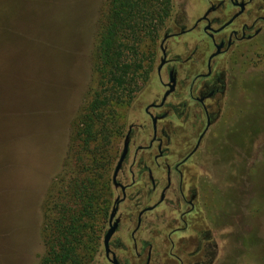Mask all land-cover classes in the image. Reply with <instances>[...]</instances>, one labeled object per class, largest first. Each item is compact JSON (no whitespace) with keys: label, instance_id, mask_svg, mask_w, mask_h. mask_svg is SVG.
I'll return each instance as SVG.
<instances>
[{"label":"rangeland","instance_id":"obj_1","mask_svg":"<svg viewBox=\"0 0 264 264\" xmlns=\"http://www.w3.org/2000/svg\"><path fill=\"white\" fill-rule=\"evenodd\" d=\"M107 1L0 0V264H39L54 207L69 198L65 190L82 175V163L88 168L91 154L76 131L97 89L95 48ZM141 59L151 66L145 77L141 69L133 74L129 104L105 109L112 120L101 147L110 160L99 181L119 148L115 125L146 82L156 83L155 56L144 50ZM244 71L261 77L243 80L250 90L233 95L237 106L227 110L209 154L214 179L205 197L207 225L218 238L215 264H264V53ZM98 256L97 264H106Z\"/></svg>","mask_w":264,"mask_h":264},{"label":"flooded vegetation","instance_id":"obj_2","mask_svg":"<svg viewBox=\"0 0 264 264\" xmlns=\"http://www.w3.org/2000/svg\"><path fill=\"white\" fill-rule=\"evenodd\" d=\"M161 33L156 83L146 82L129 106L105 180L107 211L97 229L106 264L218 259V238L207 225L209 154L227 110L237 106L233 95L250 90L243 80L254 76L244 70L264 53V0H180Z\"/></svg>","mask_w":264,"mask_h":264},{"label":"trees","instance_id":"obj_3","mask_svg":"<svg viewBox=\"0 0 264 264\" xmlns=\"http://www.w3.org/2000/svg\"><path fill=\"white\" fill-rule=\"evenodd\" d=\"M174 7V0L107 1L95 48L97 89L76 131L80 147L91 154L86 161L88 168L82 163V175L70 181L65 190L70 192L69 198L54 207L56 215L44 229L46 251L39 264L94 263L100 250L97 226L106 215L110 192L109 181H99L110 160L108 151L101 147L109 138L107 123L112 120L105 109L111 104H129L126 92L131 90L133 74L141 69L145 77L151 66L150 61L143 66L141 55L145 50L153 57ZM114 128L120 132L121 125Z\"/></svg>","mask_w":264,"mask_h":264},{"label":"water","instance_id":"obj_4","mask_svg":"<svg viewBox=\"0 0 264 264\" xmlns=\"http://www.w3.org/2000/svg\"><path fill=\"white\" fill-rule=\"evenodd\" d=\"M124 155H125V148H124V150H123V152H122V154H121V156H120V159H119V161H118V165H117L116 168H115V173H116V171H117V169H118V167H119V165H120V163H121V161H122ZM115 173H114V177H113V178H115ZM114 212H115V209H113L112 212H111V215H110L111 218L113 217ZM112 232H113V229L109 230V231L105 234V236H104V242H105V245H106V246H107V241H108L110 235L112 234ZM106 251H107V249H106Z\"/></svg>","mask_w":264,"mask_h":264}]
</instances>
